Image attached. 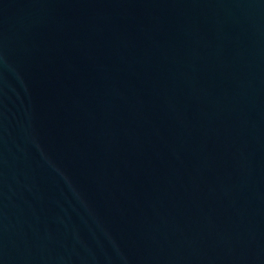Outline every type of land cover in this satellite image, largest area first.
<instances>
[{"label": "water", "instance_id": "water-1", "mask_svg": "<svg viewBox=\"0 0 264 264\" xmlns=\"http://www.w3.org/2000/svg\"><path fill=\"white\" fill-rule=\"evenodd\" d=\"M0 264H264V0H0Z\"/></svg>", "mask_w": 264, "mask_h": 264}]
</instances>
